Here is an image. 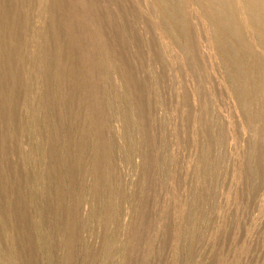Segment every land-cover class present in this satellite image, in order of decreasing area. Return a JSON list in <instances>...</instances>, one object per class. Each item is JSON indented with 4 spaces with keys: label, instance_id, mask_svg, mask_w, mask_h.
Segmentation results:
<instances>
[{
    "label": "rangeland",
    "instance_id": "rangeland-1",
    "mask_svg": "<svg viewBox=\"0 0 264 264\" xmlns=\"http://www.w3.org/2000/svg\"><path fill=\"white\" fill-rule=\"evenodd\" d=\"M43 1L27 9V88L16 107L12 80L0 94V264H264V51L255 53L252 33L262 64L256 121L228 86L197 2L184 6L186 55L155 0ZM50 4L67 51L72 36L80 47L78 91L66 80L68 99L39 58ZM50 33L54 45V27ZM87 107L103 109L102 156L101 129Z\"/></svg>",
    "mask_w": 264,
    "mask_h": 264
},
{
    "label": "bare ground",
    "instance_id": "bare-ground-1",
    "mask_svg": "<svg viewBox=\"0 0 264 264\" xmlns=\"http://www.w3.org/2000/svg\"><path fill=\"white\" fill-rule=\"evenodd\" d=\"M41 1H43V0H41ZM192 1L197 2L201 6L202 18L203 17L206 18L208 23L210 22V24L212 26V29L210 32L212 34V43L218 49L217 52L221 55L219 58L220 59L222 58V61L225 64L224 67L225 66L227 67L226 72L227 71L228 72H227V74L225 72V75H227V80L230 84V85L228 84V86L229 87L231 86V89L236 96V97L234 96V98H237V100L240 104L239 107L242 108V111L244 112L248 121L249 120H251V121L255 120V118L257 117L258 114L256 113L257 110L255 111L253 108V101L255 100V93L258 92L259 85H260V83H262V81L260 80V77H261L259 74L260 72L258 73V71L255 70V68L258 67L261 64V62H264L263 61L264 57H263V60L260 62L259 57H257V55L255 53H256V49H260V48H261V51L262 50L264 51V0H192ZM55 2L58 5L59 4L63 5V0H55ZM155 2L157 4L159 11L161 12V14H163L161 23H162L164 30L173 38V41L175 42V44H177V46H179L182 49L181 51H183L187 55V53H188L187 48H188V43H189V38H190L191 32H190V26H189L190 25V23H189L190 18H188V14H186L185 10H184L186 0H155ZM46 3H48V2H46ZM30 4H31V0H0V94L3 93L2 85L4 83H6V85H7L8 82H10L9 80H12L13 86L12 85L11 86L14 89L12 92H13L14 98H15V103H14L15 107L17 105L18 100L22 96V92H24L27 88L26 84L23 82L22 70H23V66L25 64V60H26L25 54H24V50H25L24 48H26L24 39H26L25 36L28 33V31L30 30V20H29L30 14L27 10L28 8H30ZM41 4H43V3L41 2ZM40 6L45 8V6L40 5V3H39V7ZM37 7H38V5H37ZM37 9L38 8H36V10ZM47 9H48V6H47ZM30 10L31 9H29V11ZM48 10H49V14H50V19H49L50 23H49V27H47L48 30L45 29V30H47V32L43 34V37L41 35H39V38L40 37L43 38V42H44V48L42 50L40 49L41 53H40L39 58L45 64V67H44V73L46 75L45 77H47V79H49V80L50 79L53 80L55 88H58V89L60 88V91L63 92L65 99H68L71 96L72 91L65 89V81L66 80H69L71 83H73L74 86L77 88V91H78L79 78H77L75 76V73L78 71L79 66H80V63L78 62V52L80 50V47L78 45L79 44L78 39H76L75 36H72L71 40L73 43V47L70 50L68 49L69 51H67V49H66L67 47L65 46V43H64V33L61 31V28L59 27L61 22L60 21H59L60 23L58 22V16H57L58 11L54 10L52 8L51 4H50V7ZM46 13H44L45 16H46ZM59 16H60V14H59ZM47 17L49 18V16H47ZM40 19H42V18L40 17ZM37 23H38V21H37ZM47 26H48V24H47ZM51 27H54L55 31H56V38H55V42H54L55 44L54 45L52 44V39H51V33H50ZM40 29H42V28H40ZM207 29H209V28H207ZM247 30L252 33L251 34L252 37L249 36V34H247ZM33 32H34V30H33ZM37 32H39V29ZM31 33H32V31H31ZM245 33L249 36V41L246 39ZM35 34H37V33H35ZM250 37H251V39H254V40L251 41ZM33 38H34V36H33ZM30 39H29V43H31ZM35 40L36 39H34V41ZM250 41L255 42L258 46H260L259 48H257L256 47L257 45L254 44V46L256 45L255 46L256 47L255 53H253V51H252L254 49H251V45L249 43ZM26 45H28V44H26ZM252 46H253V44H252ZM41 47H42V45H41ZM37 48H38V46H37ZM33 51H36V50H32V52ZM261 51H259V54ZM37 52H38V49H37ZM217 52L215 51V53H217ZM263 53H261V54L264 55ZM259 54H258V56H259ZM36 56H37V54H36ZM36 56H34V57H36ZM52 59H54L56 61V65H55L54 69H53V67L50 66V62ZM250 60L252 61V64L250 63ZM37 66H39V64ZM29 67H30V65H29ZM33 68H35V67H33ZM40 69L42 70V68H40ZM52 69H53V77L51 76L52 75V72H51ZM262 69H264V66ZM259 71H261V70H259ZM263 78H264V76H263ZM263 84H264V82H263ZM8 87H9V85H8ZM32 91H33V89H32ZM4 95L6 96V94H4ZM25 96L26 95H24V97ZM80 97H81V99H85L87 97V95L85 93H80ZM29 98L31 99V97H29ZM34 98H35V96L33 93V101L36 99V98L35 99ZM24 101H26V100L24 99ZM36 106H38V105H36ZM125 110H126V108H125ZM37 112L38 111H36V113ZM86 113L91 117L92 116L95 117V119H96V121L99 124V127L101 129V131L99 133L100 134L99 135V141H100L101 146H99L97 148V153L101 154V156H102L109 151V150L107 151L108 143L106 142L105 134L103 135V130H105V119H104V115H103V109L100 107L97 110H91L90 107H87ZM32 118H33V116H32ZM39 118H40V116H39ZM124 118H125L126 123H128L129 115H128L127 111H125ZM34 122H35V120H34ZM44 122L46 123V125L51 127L52 122H53V118H52L50 111H48L47 115L44 117ZM253 123H252V125H253ZM42 124L43 123H41V125ZM20 128H21V126H20ZM24 128H25V126H24ZM15 130H17V129L15 128ZM51 130L52 129L50 128L51 138L55 142H61V139H60L61 134H59L58 131L54 132ZM83 132L86 133L87 131L84 130ZM84 144H85V142L80 143L79 148H82L84 146ZM43 152H45V151H43ZM251 156L249 154L250 158H251ZM81 157H80V154H78V152L74 153V158L76 159V161L80 162ZM249 160H251V159H249ZM204 162L205 161L203 160V163ZM247 163H248V160H247ZM59 165L60 166L65 165L63 159L59 160ZM99 165L100 164L98 162H96L94 165V169L100 170ZM105 177H107V174H105ZM94 189H95L96 194H98L100 196L101 189H100V184H99L98 180L95 182ZM109 202H110V205L112 207L114 204L112 203L111 200H109ZM73 212H75V211H73ZM69 213H70V209H69ZM75 221L77 222L78 219H75Z\"/></svg>",
    "mask_w": 264,
    "mask_h": 264
}]
</instances>
